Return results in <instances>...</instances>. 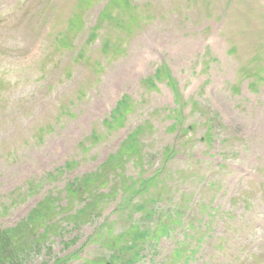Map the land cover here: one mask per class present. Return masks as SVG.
I'll return each instance as SVG.
<instances>
[{"label": "rangeland", "instance_id": "374dc122", "mask_svg": "<svg viewBox=\"0 0 264 264\" xmlns=\"http://www.w3.org/2000/svg\"><path fill=\"white\" fill-rule=\"evenodd\" d=\"M76 1L50 0L46 7L41 0H0V122L3 115L8 117L0 131V196L22 190L30 180L39 186L37 194L17 206L0 227L4 231L17 224L42 195L61 223L66 214L61 205L71 202L66 195L69 183L75 179L85 182L92 171H100L97 167L107 154L109 157L119 149L121 153L115 155V161L128 162L130 177L136 176L142 154L137 188H144L147 176L158 170L153 168L157 164L153 158L160 159L156 149L172 144L155 136V126L161 121L155 122L159 116L152 109L173 108L175 101L166 78L156 90H142L140 81L165 65L180 92L181 108L176 120L178 126L182 125L178 129L182 135L176 138V146L188 149L186 144L192 143L196 153L201 149L210 157L220 155L224 165L213 169L196 155L184 163L164 162L165 176L153 180L160 182L161 188L137 192H144L147 197L145 211L133 206L137 193L121 190L119 183L94 185L91 214L87 212V225H82L75 235L76 246L86 242L81 255L89 260H109L113 255L116 264H127V260L130 264H151L149 260L156 254L162 259L160 253L169 252L178 243L174 238L167 248L171 238L162 237L150 251L145 237L140 253L133 256V249L128 246L130 235H121L134 227L147 231L153 226L155 210L166 204L173 208L178 193L164 184L171 176L178 183L194 186L207 169L206 177L212 186H207L205 198L212 199L224 191L216 201L221 204L220 219L221 215L225 217L200 242L197 225L188 227L183 235L177 233L175 237L186 242L185 248L180 246L177 253L170 251L163 264H180L183 256L187 264H264V173H258L264 170V0H141L144 2L139 11L149 19H144L143 26L131 34L114 22L91 17L94 3L103 7L107 0H84L89 3L84 8L77 6ZM224 17L226 26L218 33ZM72 18L80 20L79 29L66 34L69 38L64 39L66 45L61 50L56 38L64 33ZM44 32L48 34L36 54L23 57L32 40ZM230 48L233 53H227ZM121 49L129 54L124 60L123 56L118 58L122 62L114 63ZM10 51L23 59L7 58ZM59 69L62 75L58 77ZM254 73L259 74L255 82L251 78ZM63 75L61 83H56ZM46 83L48 94L28 106ZM121 98L130 103V111L122 117L125 125L106 129L103 122L119 118L111 109ZM27 120L31 125L29 135L37 133V128L47 133L36 147L27 137ZM140 120L146 121L144 125ZM166 122L173 120L167 118ZM214 127L220 130L219 134L213 132ZM208 134L210 142L215 135L220 137L216 147L210 144L213 150L209 141H199ZM93 137L98 143L83 151ZM127 144L138 149L132 151ZM229 151H236L233 162L243 167L241 174L236 168L230 171V156H221ZM66 161L75 166L66 167ZM115 161L102 167L111 171ZM47 173L54 179L49 180ZM112 188L113 196L125 193V204L131 207L128 211L111 212V205L118 200V196L107 197L113 193ZM190 194L183 192L185 198ZM79 208L78 202L69 204L72 213ZM223 210L227 211L221 213ZM104 220L112 222L105 227ZM163 223L165 229L171 224L167 218ZM35 230L38 242L31 239L33 264H50L54 258L69 254L71 247L64 244L73 237L72 233H52L41 226H35ZM104 230L112 247L92 241L96 233L104 237ZM187 251L193 252L192 259Z\"/></svg>", "mask_w": 264, "mask_h": 264}, {"label": "trees", "instance_id": "16d2710c", "mask_svg": "<svg viewBox=\"0 0 264 264\" xmlns=\"http://www.w3.org/2000/svg\"><path fill=\"white\" fill-rule=\"evenodd\" d=\"M97 175L102 176V173H98ZM32 222L36 224L37 217ZM20 232L21 230L2 234V238H0V264H15L19 258L21 260L26 254V248L21 243Z\"/></svg>", "mask_w": 264, "mask_h": 264}]
</instances>
